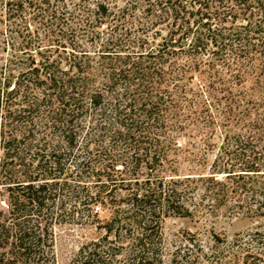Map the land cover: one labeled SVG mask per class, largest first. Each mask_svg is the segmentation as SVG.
<instances>
[{
	"label": "trees",
	"instance_id": "trees-1",
	"mask_svg": "<svg viewBox=\"0 0 264 264\" xmlns=\"http://www.w3.org/2000/svg\"><path fill=\"white\" fill-rule=\"evenodd\" d=\"M0 34V264H57L75 221L69 264H162L193 194L264 220V0H0ZM214 242L264 264V226Z\"/></svg>",
	"mask_w": 264,
	"mask_h": 264
},
{
	"label": "rangeland",
	"instance_id": "rangeland-1",
	"mask_svg": "<svg viewBox=\"0 0 264 264\" xmlns=\"http://www.w3.org/2000/svg\"><path fill=\"white\" fill-rule=\"evenodd\" d=\"M5 35L0 34V64L7 55L2 43ZM193 80L195 88L200 87L198 74ZM194 141L193 139L191 142ZM179 171L182 174L194 173V155H189L187 146L194 154V145L190 146L188 136L182 137ZM213 160V154L208 155L205 167L196 168L207 172L206 168ZM206 168V170H205ZM194 187V182H192ZM0 197V206H4ZM192 214L185 217L170 216L163 221V252L162 264H216L221 252L216 249L214 240L231 241L237 235L247 236L256 229H262L264 220L253 219L227 208L212 210L208 205L194 213V194L189 197ZM83 208L82 205H77ZM79 209V208H78ZM81 214V213H76ZM101 214H107L102 211ZM196 214V215H194ZM80 215H77L79 218ZM99 237V232L93 225L82 224L81 221L59 224L55 227V258L57 264H69L78 250L86 243ZM223 246L222 248H224Z\"/></svg>",
	"mask_w": 264,
	"mask_h": 264
}]
</instances>
